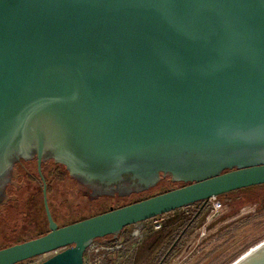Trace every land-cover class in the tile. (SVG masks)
I'll return each instance as SVG.
<instances>
[{"label": "water", "instance_id": "water-1", "mask_svg": "<svg viewBox=\"0 0 264 264\" xmlns=\"http://www.w3.org/2000/svg\"><path fill=\"white\" fill-rule=\"evenodd\" d=\"M28 149L127 199L183 184L58 226L43 182L48 231L0 264H83L96 238L263 184L264 0H0V173ZM214 264H264V230Z\"/></svg>", "mask_w": 264, "mask_h": 264}, {"label": "flooded vegetation", "instance_id": "flooded-vegetation-1", "mask_svg": "<svg viewBox=\"0 0 264 264\" xmlns=\"http://www.w3.org/2000/svg\"><path fill=\"white\" fill-rule=\"evenodd\" d=\"M28 155L29 149L27 151H16L12 153L10 155L9 164L0 173V220L1 217H4L9 208L13 207L18 209L22 206L20 213L23 214L25 219L23 218L19 231L23 230V232H27V230L31 228V224L32 226H37L36 221H33V223L30 222L31 201H34L31 195L33 192L37 194L39 185H41L42 192L43 182H45L46 185L43 172L47 169L55 170L61 178H65L67 173L64 166L54 163L51 158H48L47 152L44 155L39 170L36 159L34 163L33 158H26ZM67 180L72 182V186H69L68 188L80 197L86 198L88 202L94 200V198L91 197L96 192L98 194L101 192L113 193V195L110 196L101 194L98 197H122L117 193L121 191V188L129 186L128 182H120L118 185L113 184L108 186L100 185L95 182L85 181L86 183H84L82 179L76 180L74 178H69L68 176ZM35 189H37V191ZM21 193H24L23 199H21ZM220 202V209L213 214H211L212 205L209 200H207L201 208L200 204L197 208L187 211L186 223L179 229L177 234H175V226H173V224L166 223L164 225L162 222L159 226H156V223L152 224V221L157 218L153 217L142 223V225H145V237L153 233L152 228L156 231L152 237H144L139 240L137 235L143 230L135 227V229H137L136 231L133 229L132 231L127 232V234L133 236L132 239L135 238V240H133L129 245H127L130 241L129 239L118 237L114 239L99 240L96 245H89V248L97 249L100 245H109L110 249L106 255L107 264H133L137 258H140L144 253V260L141 264H170L171 260L180 251L182 244L192 231L195 232L193 236H202L204 234V231L202 230H205L206 226L210 224L212 220H215L214 218L219 216L221 217L223 211L225 210L224 208L226 207V203L222 201ZM203 217H205V220L200 225L199 223ZM198 224L200 226H198ZM126 230L127 229H124V231ZM2 232H4V228L2 229ZM99 251H101V249H99Z\"/></svg>", "mask_w": 264, "mask_h": 264}, {"label": "rangeland", "instance_id": "rangeland-1", "mask_svg": "<svg viewBox=\"0 0 264 264\" xmlns=\"http://www.w3.org/2000/svg\"><path fill=\"white\" fill-rule=\"evenodd\" d=\"M65 179L66 178L62 179V182H64ZM164 185L165 183L162 182L157 187L150 190L148 194L163 188ZM57 186V183L53 184L52 192L46 196L50 211L58 224L66 222L71 218H75L78 215H88L90 212H99L117 204H126L129 201L134 200L136 197L133 193L128 197V199L127 197L109 198L103 196L98 200L95 199L91 202H88L86 198L80 197L79 195L76 196L72 190H63L60 188L57 190ZM35 190L37 191V189ZM259 192L264 195V188L259 189ZM23 196L24 193L21 195V199H23ZM31 196L34 200L31 201V206L38 205V213L41 212L42 215L41 199L39 198V193L37 192L36 194L33 192ZM219 200L225 202L221 199ZM225 203L226 207L224 208L225 210L223 211L221 217L219 216L214 218L215 220H212L211 223L206 226V229L202 230L204 231L202 236L196 235L195 237L193 236L195 232L192 231L182 244L180 251L171 260L170 264H214L228 252L264 230V199L263 202L258 205L252 202L242 203L239 199ZM190 209H192L191 206H184L179 208L178 213H186ZM21 210L22 206H20L18 209L11 207L7 210V213L4 215V217H1L0 246L9 245L14 243L15 240H22L32 233L33 229L31 228L27 230V232H23V230L19 231L20 224L23 222L24 218L23 214L20 213ZM204 218L205 217H203L199 223L200 225L205 220ZM164 219L166 220V217ZM157 221V219L153 220L152 224L156 223ZM142 223L144 222L140 221L127 225L125 227L127 230L123 233L127 234L128 231H132L133 229L136 231L137 229H135V227L141 228L143 231L137 235L138 239L141 240L145 237L144 232L146 231L144 230L145 225H142ZM40 224L39 228H36L35 230L40 228H43V230L46 229V225L43 220ZM199 224L198 226H200ZM3 228L4 232H2ZM257 229L260 230L251 236ZM152 230L153 233L149 236H146L145 238L152 237L154 233H156L153 228ZM98 242L99 240L93 242L90 246H94ZM143 255H141L140 258H137L133 264H141L144 260Z\"/></svg>", "mask_w": 264, "mask_h": 264}, {"label": "trees", "instance_id": "trees-1", "mask_svg": "<svg viewBox=\"0 0 264 264\" xmlns=\"http://www.w3.org/2000/svg\"><path fill=\"white\" fill-rule=\"evenodd\" d=\"M33 162L35 163V159H33ZM34 167H35V165H34ZM34 171H35V169H34ZM67 176L69 178H71L66 173V175H65L66 179H67ZM43 177H44V179L46 181V195L47 196H48V194H50L52 192L53 184H56V183L57 184H61V185L63 184L61 182L63 181L62 179H64V178L63 177L61 178L60 175L55 170H49V169L45 170L43 172ZM162 182L165 183L163 188H161V189H159V190H157V191H155L153 193L148 194V192L150 190L154 189L155 187H157ZM182 184L183 183H181V182H173V181H171L167 176L163 177L154 186H152V187H150L148 189L141 190L139 192L133 193L136 197L134 198V200L129 201L128 203H131V202H134V201H138V200L144 199L146 197L165 192V191H167V190H169L171 188H175V187L181 186ZM63 185L66 187L67 190H71V189L68 188L70 186V184H63ZM262 188H264V183L263 184H256V185H251V186H247V187L238 188V189L229 191L227 193H223V194L217 195L216 198L221 199V200H223L225 202L234 201V200L239 199L242 203L252 202V203H255L256 205H258V204L262 203L263 199H264V195L259 192V189H262ZM38 193H39V198L41 199L42 215H41V212L38 213V209H39L38 205L37 206L35 205L36 208H35L34 205L31 206V218H32L31 220L36 221L37 222V226H31V229H33L32 233L29 236H27L26 238L22 239V240H15L14 243L15 242H20V241H23V240H26V239H29V238H33V237H36V236H39V235H42V234H44V233H46L48 231L47 219H46V215H45V211H44V205H43V200H42L41 185H39V187H38ZM122 197H126V196H122ZM94 200H95V198H94ZM49 203H50V201H49ZM128 203H126V204H128ZM201 203L202 202L199 201V202L191 203L189 206H193V207H191L193 209V208H197ZM50 205H51V203H50ZM122 205H125V204H119V205L117 204V205L111 206V207L116 208V207H119V206H122ZM48 207H49V204H48ZM108 209H105V210H102V211H99V212H90V214H88V215H86V214L78 215L77 217L71 218L70 220H68L66 222H62V223H59V224H58V222H56V223H57L58 226L66 225L68 223H71V222H74V221H77V220H80V219H83V218H86V217H90L92 215L104 212V211H106ZM192 209H190L189 211H191ZM49 210H50V207H49ZM178 210L179 209H175V210H172L170 212L164 213L162 215L155 216V217H163V224L164 225L166 223L173 224V226H175V234H177L179 229L182 226L185 225L186 220H187V217H186L187 213H178ZM51 215H52V213H51ZM170 216H172V217H170ZM52 217H53V215H52ZM165 217H166V220L164 219ZM53 219H54V217H53ZM42 220L45 222L46 229L43 230V228H40L38 230H35L36 228H39V226L41 225L40 223L42 222ZM33 221H31V223H33ZM145 221H148V220H144L143 222H145ZM124 229H125V227L117 234L116 238L123 237L124 239H129L130 241L127 244V245H129L133 240H135V238L132 239V237H133L132 235L124 234L123 233ZM260 229H262V228H260ZM260 229H257L251 236H253ZM111 238H112V235H107V236H104L102 238H96L95 240H107V239H111ZM3 246H6V245H2L0 247H3ZM151 264H153V263H151Z\"/></svg>", "mask_w": 264, "mask_h": 264}, {"label": "built area", "instance_id": "built-area-1", "mask_svg": "<svg viewBox=\"0 0 264 264\" xmlns=\"http://www.w3.org/2000/svg\"><path fill=\"white\" fill-rule=\"evenodd\" d=\"M209 201L211 202L212 209L211 214L218 211L221 207V202L216 198V196H212L209 198ZM158 221L156 222V226H159L160 223L163 221L162 217L156 218ZM161 221V222H160ZM101 249V251H99ZM110 247L109 245H100L97 249H90L89 246L86 248L84 254H83V264H107L106 262V255L109 251ZM56 251L42 253L30 258H27L25 260L13 263V264H38L51 254L55 253Z\"/></svg>", "mask_w": 264, "mask_h": 264}]
</instances>
